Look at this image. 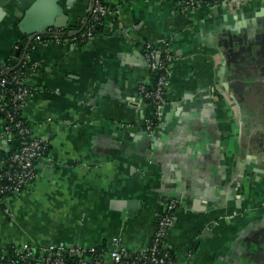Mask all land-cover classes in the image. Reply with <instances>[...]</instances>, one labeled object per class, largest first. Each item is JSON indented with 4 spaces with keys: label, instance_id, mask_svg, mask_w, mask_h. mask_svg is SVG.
Returning <instances> with one entry per match:
<instances>
[{
    "label": "crops",
    "instance_id": "0c3cea01",
    "mask_svg": "<svg viewBox=\"0 0 264 264\" xmlns=\"http://www.w3.org/2000/svg\"><path fill=\"white\" fill-rule=\"evenodd\" d=\"M103 1L121 15L84 45L25 54L22 25L79 28L91 0H58L53 18L42 4L28 20L12 10L0 22V70L24 43L33 92L21 113L49 145L34 183L6 200L10 215L0 207V241L100 247L118 237L142 249L173 200L166 245L178 264H248L247 250L264 264V0L190 13L176 0ZM146 40L170 41L177 57L149 149L139 141L155 113L138 90L156 79L139 49Z\"/></svg>",
    "mask_w": 264,
    "mask_h": 264
},
{
    "label": "built area",
    "instance_id": "2783aa9c",
    "mask_svg": "<svg viewBox=\"0 0 264 264\" xmlns=\"http://www.w3.org/2000/svg\"><path fill=\"white\" fill-rule=\"evenodd\" d=\"M176 1L185 13H190L205 5L210 7L224 5L231 10L241 9L254 0ZM120 15L119 6L107 4L103 0H91L87 18V22L91 24L87 23L82 31L83 26L69 34L48 30L45 34L36 35L32 43L34 46L48 43L75 45L79 41L87 43L97 35L94 33V26L103 25L106 19L110 17L117 19ZM159 48L158 51V47L151 41L139 43L146 65L156 77L153 83L141 82L138 85L140 94L151 101L155 112L144 123V130L150 135H153L163 119L165 107L168 104L171 70L177 60L170 41L163 42ZM21 65L28 67L25 61ZM11 68L6 64L0 71L9 72ZM25 79L26 76L22 77L20 71L9 78L0 79V109H7L10 102L15 103V106L7 110L5 119H0V168H2L0 196H4L5 202L10 197L21 196L34 183L37 178L34 162L41 157L44 149L43 141L33 136L31 127L22 117V108L33 92ZM12 131L17 133V139L12 137ZM15 146H18L17 151H14ZM9 151L14 152L8 160ZM12 163H15L17 167L15 168ZM177 208L178 205L173 200L166 204L156 220L158 227L152 237L154 242L142 249L130 248L118 237L113 238L109 245L100 247L84 246L78 243L71 246L53 243L34 247L16 244L10 246L0 241V264H178L166 251V237L174 225ZM4 210L10 215L9 209Z\"/></svg>",
    "mask_w": 264,
    "mask_h": 264
},
{
    "label": "water",
    "instance_id": "95a60500",
    "mask_svg": "<svg viewBox=\"0 0 264 264\" xmlns=\"http://www.w3.org/2000/svg\"><path fill=\"white\" fill-rule=\"evenodd\" d=\"M57 3H58V0H0V22L12 10H14L15 16L21 18L22 20L23 19L28 20L33 16L35 9L41 4L46 5L50 9V12H51L49 13L50 15L52 14L56 15L55 12L60 11L57 8L58 7ZM53 17L54 16L52 15V18ZM52 26H55V25H52V23L50 22L39 25L37 27H31L28 29L25 27L24 24L22 25V28L25 30V35L30 37L28 40L26 49H25V54L29 50L35 36L38 34L47 33L49 28ZM23 50H24V43H20L17 46V48H15V50L13 51L11 60H13L16 63L15 68L19 67L24 61V56L23 57L21 56V53ZM261 115H264V113L262 112ZM260 118L261 116L257 117V119H260ZM261 121H262V118H261ZM141 134H142V137L141 139L139 138V141H141L143 145L146 142V147L148 146L146 149H149L150 148L149 142H151V139L153 138L152 135L148 134L146 131L142 132ZM133 211L134 210H132L130 207L128 211L130 214L128 215H131ZM246 259H247L248 264H263L259 262L260 255H257V252L255 250H247ZM261 262H264V258L263 259L261 258Z\"/></svg>",
    "mask_w": 264,
    "mask_h": 264
},
{
    "label": "trees",
    "instance_id": "16d2710c",
    "mask_svg": "<svg viewBox=\"0 0 264 264\" xmlns=\"http://www.w3.org/2000/svg\"><path fill=\"white\" fill-rule=\"evenodd\" d=\"M205 2V1H204ZM89 15V14H88ZM87 15V17H86V21H85V23L84 24H82V29H81V31L83 30V28L85 27V25L88 23L87 22V18L89 17ZM88 24H91V23H88ZM81 27H77V26H73V27H70V28H67V29H65V30H63L62 31V33H65V34H69V33H71L72 31H74V30H77V29H80ZM102 27H103V25H96V26H94V33L95 34H98L101 30H102ZM78 44H81V45H84V44H86V42H81V41H79L78 42ZM34 46V44L32 43L31 44V46H30V48H32ZM158 47V51L160 50V48H159V46H157ZM163 57V56H162ZM6 64L7 65H9L10 67H12L11 68V70L9 71V72H2V71H0V79L1 78H3V77H7V78H9V77H11L12 76V74H14V73H16V72H21L22 73V77H25L26 76V74H27V67H24L23 65H20L19 67H16L15 68V66H16V64L13 62V61H7L6 62ZM5 64V65H6ZM142 98H143V100H144V102L147 104V105H151V101H149V100H147V99H145L143 96H142ZM10 105H9V107H7V109H4V110H1L0 109V119H5V115H6V112H7V110L11 107V106H15V103L14 102H10L9 103ZM26 122V121H25ZM27 123V122H26ZM27 125L28 126H30L28 123H27ZM12 133H13V135H12V137L14 138V139H17V133L15 132V131H12ZM42 145H43V147H44V149L42 150V155H41V157L38 159V160H36L35 162H34V167L36 168V173H37V175H38V172H37V166H38V164H39V162H40V160H41V158L44 156V155H46V153H47V151L49 150V145H47V143L46 142H42ZM17 149H18V146H15V150L14 151H17ZM14 151H12V152H8V155H7V158H8V160H9V158H10V156L12 155V153L14 152ZM6 164H7V162H6ZM13 164V166L16 168L17 167V165L15 164V163H12ZM6 167H7V165H5ZM4 166V167H5ZM0 170H2V168H0ZM4 183V182H3ZM4 202H5V198H4V196L2 195V196H0V207H2V208H5V204H4ZM159 217V216H158ZM157 227H158V223L157 224H155V230L157 229ZM154 242V240H153V238H152V240H151V243H150V245L152 244ZM165 250V249H164ZM166 251H168L169 253H170V256L172 257V258H174V260L176 261V257H175V255H174V253L170 250V248H166ZM177 262V261H176Z\"/></svg>",
    "mask_w": 264,
    "mask_h": 264
}]
</instances>
